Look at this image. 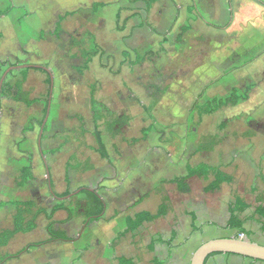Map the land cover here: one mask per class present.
Segmentation results:
<instances>
[{
  "label": "rangeland",
  "instance_id": "rangeland-1",
  "mask_svg": "<svg viewBox=\"0 0 264 264\" xmlns=\"http://www.w3.org/2000/svg\"><path fill=\"white\" fill-rule=\"evenodd\" d=\"M38 3L41 6L28 17L19 22L15 17L11 23L15 31L11 28L6 42L0 43V52H15L17 57L7 58L14 65L40 64L51 70L52 108L40 147L50 74L29 67L23 91L40 100L32 106L2 99L0 183L8 189L0 191V201L33 200L35 210L48 212L64 201L78 216L68 220L66 211L56 213L55 229L70 238L63 241L47 232L48 220L40 214L37 229L15 236L0 248V257L32 242L43 244L2 264H120V257L133 258L135 264H181L179 253L169 263L159 240H169L177 225L183 252L223 233L211 227L212 232L191 230V212L206 219L211 204L222 195L205 191L212 176L189 179L188 193L169 181L186 174L188 163L209 162L226 164L236 175L229 187L250 193L254 183L237 178V169L228 163L232 157L247 160L244 154L253 152L255 140L264 143V0H157L150 9L144 0ZM94 42L102 53L82 69L85 51L92 50ZM21 70L11 71L5 82L13 86L22 80ZM233 88L244 95L250 89L249 98L199 118L193 107L196 101L227 96ZM92 99L103 106L100 128L110 160L96 152ZM31 164L36 179L15 187L20 169ZM47 164L56 179L53 192L59 196L65 191L66 171L72 192L98 189L106 201L100 220L86 222L80 210L85 195L69 199L53 195ZM141 197L145 199L138 203ZM165 201L166 216L119 235L127 216L156 213ZM9 211L8 207L6 214L0 213V230L12 225Z\"/></svg>",
  "mask_w": 264,
  "mask_h": 264
},
{
  "label": "trees",
  "instance_id": "trees-1",
  "mask_svg": "<svg viewBox=\"0 0 264 264\" xmlns=\"http://www.w3.org/2000/svg\"><path fill=\"white\" fill-rule=\"evenodd\" d=\"M136 1H139V0H136ZM144 1L146 2L148 9H150L152 4L156 2L157 0H144ZM10 11L11 9L9 8L5 11L0 12V18L4 15H7ZM117 16L120 17L121 13L118 12ZM61 21H62V17L59 18L57 28H60ZM0 37H2L1 33H0ZM93 45L94 46L92 50L85 51V56L87 57V60L82 69H87L90 63L92 62L93 58L102 53L99 44L94 42ZM140 60L141 59L138 58L136 62L138 63L140 62ZM15 64H18V62ZM11 66H14V64L11 63L10 60L0 59V80L4 72L6 71V69H8ZM29 69L30 68H25L21 70V72L23 73V79L17 82L15 85L11 86L8 82H4L2 93H1V100L4 97H11V99H13L14 101L24 103L28 107L32 106L35 102L40 101L38 99L29 98V95L23 91V86L27 79ZM49 84H51V78L49 79ZM249 91L250 89H248V92ZM248 92H246V94L244 95L241 93L240 89L233 88L231 93L228 94L227 96H224V97L214 96L203 102L196 101L193 107L197 111L199 118H202L205 115H212L218 112L219 110H221L222 108H226L229 106H236L241 100H244V101L247 100L249 98ZM49 100H50V90L47 94V97L44 100L45 102L44 117H43V120L40 122V125H42L46 117ZM102 109H103V106H101L97 100L95 99L91 100V112H92V117H93V122H94L91 133L93 134L96 144H97V148H96L97 153H99L103 159H110V156H109V153H108L105 141H104L103 132L100 128L101 127L100 122L101 120L104 119ZM151 117H153V115H151ZM152 126L153 125H151L148 129L150 130ZM46 129H47V124L45 125L43 136H44V133L46 132ZM33 170H34V166L32 164L29 166H24L20 169L19 177L17 180V185L19 187H24L29 181H33L36 179ZM193 176L203 177L205 179H210L211 176L213 177V180L205 187L206 192L216 191L217 189L220 188V186L223 183H231V181L233 180V178L230 175L222 171L220 168H214L210 164L202 162L196 165L188 164L186 175L174 177L169 182L176 184L180 192L188 193L191 191V186L188 180ZM65 178H66L67 183L69 184L70 177H69L68 172L66 173ZM79 189L80 191L79 192L76 191L77 193L75 195L76 196L85 195V200L80 202V210L82 211V215L85 216L86 222L88 224H91L94 221L100 220L106 210L105 199L100 195V193L98 192V189H94V191H91L90 189H85V187H81ZM71 193L72 191L70 190V187H68L66 192L61 194V197L67 196ZM35 206L36 204L33 200L0 201V210L6 209L9 207L11 208V212L13 214L12 215L13 228L4 229L0 231V248L8 246L11 240L16 235L20 233L22 234L29 233L37 229L38 225H37L36 220L40 214H45L46 219L48 220L46 229H47V232L52 237L63 240V241H70V238L66 235V233L55 229L54 227L55 219L54 218L58 211L64 210L68 213V220H71L72 218L78 216L77 211L75 209H70L64 201L57 202V204H55L52 207L50 212H48L45 209L35 210ZM237 210L230 208L229 212L231 214V217L229 220V225L232 228L238 229L240 231L239 235L243 233L244 234L243 239L247 241H251L250 233L242 230L243 223L235 215V211ZM167 214H168V203L165 201L160 205L156 213H153L150 211H142V212L136 213L134 217L127 216L126 226L124 227L123 231L120 232L119 235L121 236L127 233H134L140 227H142L145 222H153L157 218L164 217ZM239 235L237 236V238H239ZM176 237H177V232L173 231L171 242L174 241ZM41 244L43 243L42 242H32V243H29L25 248H23L22 250L16 253L4 254L3 256L0 257V264L13 261L15 259H19L22 253L27 252L29 251V249L33 247H37ZM151 248L152 250L155 249V243H153V246ZM217 254L219 253H214L210 255L209 257L213 255H217ZM250 259L253 261H259V260H255L252 258ZM118 261L120 264H135L133 258L120 257L118 258Z\"/></svg>",
  "mask_w": 264,
  "mask_h": 264
},
{
  "label": "crops",
  "instance_id": "crops-1",
  "mask_svg": "<svg viewBox=\"0 0 264 264\" xmlns=\"http://www.w3.org/2000/svg\"><path fill=\"white\" fill-rule=\"evenodd\" d=\"M49 1L51 0H0V12L5 11L9 8L11 9V11L7 15H4L0 18V23L4 27L2 30L0 29V33L2 34V37H0V43L6 42L5 40L8 37V32L11 30L13 26V25L11 26V23H13V21L15 20V17H18V22H19L21 21V17H25L26 15L29 16L30 13L35 12L37 7L41 6L38 2L40 3L43 2L46 5H48L47 3H49ZM42 7L45 10L44 6ZM22 9L24 11L23 13H19L17 15L15 14L17 10H22ZM30 9H33V10H30ZM12 29L13 31H15V25ZM8 56L17 57V54L11 50L10 51L3 50V52H0V59L5 60L9 58ZM4 111H5V108H4L3 101H2L1 102L0 133H2ZM252 145H253V152L244 154L247 160L242 159V162H241V161H238L235 157H232L230 162L228 163L229 167L233 164L234 168L237 169L238 171L237 178H240L241 180L251 179V181L254 182L251 184L250 193H246L247 192L246 190H243V189L240 190L236 186L235 187L228 186L236 182V175H234L230 171H227L228 166L226 164L215 165L214 163L205 162L207 164H210L214 168H220L222 171L230 175L233 178V180L231 181V183H223L219 189L212 192V193H220L222 196H220V199L217 202H213L211 204L210 206L211 216L209 217L207 216L206 219H203L198 213L191 212L192 213L191 215L193 218V221L191 222V230L193 233L198 232V231L202 232L203 228H206L207 231L212 232L211 229L209 228L211 227V228H216L219 230L221 229L223 231V233L216 235L215 238L237 237L240 231L236 228H232L229 225V220L231 217L229 210L230 208H233L235 210L238 209L237 211H235V215L243 223L242 230L250 233L251 241L264 245V143L262 140L260 141L259 139L258 142L257 140H255V142H253ZM188 164H191V163H188ZM45 166H46V175H47V167L50 170V176H51V181H52L51 185L53 186L56 180L54 179V176H53L54 171L50 169L48 164ZM66 173L67 171L65 172V175H64V179L66 182L64 192H66L68 187H70V183L68 184L65 178ZM186 174H183V175H186ZM183 175H179V176H183ZM194 177L198 178V176H193L191 178H194ZM47 179L49 183L48 176H47ZM13 181L15 183L14 184L15 187H18L17 176L14 178ZM0 184H1V187H0L1 192H4L8 189L6 188L7 185L3 186L5 184L4 182H1ZM227 189L231 190L230 193H225ZM145 197H141L139 199L141 201L138 200L139 203H141L145 199ZM1 201H6V200H1ZM219 209L222 211L221 215L218 212ZM9 212H10V215L12 216L13 214L11 213V211ZM59 212H57V214ZM0 213L6 214V209L0 210ZM11 224H12L11 226L4 228V229L13 228L12 217H11ZM173 231L177 232V237L175 238V240L171 242L172 236L167 241L164 239L159 240V245H158L159 249L165 250L168 256L167 259L169 260V263L172 262V256H174V254L179 253L181 264H191L193 254L197 248L195 250H192L190 247H186L184 248L183 252H181L182 251L181 249L183 247L181 246L183 242V235L178 230L177 225L174 227V229L171 232L173 233ZM215 238L209 237L205 239V241H208L210 239H215ZM205 264H264V261H253L250 258L240 256V255H235V254H231V255L217 254V255H213L209 257L206 260Z\"/></svg>",
  "mask_w": 264,
  "mask_h": 264
},
{
  "label": "water",
  "instance_id": "water-1",
  "mask_svg": "<svg viewBox=\"0 0 264 264\" xmlns=\"http://www.w3.org/2000/svg\"><path fill=\"white\" fill-rule=\"evenodd\" d=\"M29 67L44 69L50 74V77H51L50 100L48 103L46 117L41 125L40 136H39V146L41 147V140H42L44 128L49 119V115L51 113L53 90H54V84H55V78L53 76V73L51 72L49 68H47L44 65L18 64V65L9 67L4 72L0 80V127H1V101H2L1 93H2V88L4 85L5 79L11 71L15 69H24V68H29ZM47 176L49 178V186H50L51 192L57 199H69L70 197H72L73 195H75L77 192L80 191L79 189L77 190V192H72L71 194L67 196L60 197L53 192L52 185H51L52 181H51V176H50V170L48 167H47ZM85 189H90L91 191H94V189L92 188H85ZM214 253L235 254V255L252 258L255 260H259V261H264V245L253 242V241H247L243 238L224 237V238L211 239V240H208L202 243L194 252L191 264H205L207 258Z\"/></svg>",
  "mask_w": 264,
  "mask_h": 264
},
{
  "label": "built area",
  "instance_id": "built-area-1",
  "mask_svg": "<svg viewBox=\"0 0 264 264\" xmlns=\"http://www.w3.org/2000/svg\"><path fill=\"white\" fill-rule=\"evenodd\" d=\"M240 236H241V238H243L244 237V234L242 233Z\"/></svg>",
  "mask_w": 264,
  "mask_h": 264
}]
</instances>
